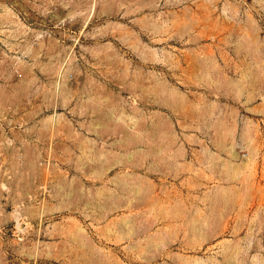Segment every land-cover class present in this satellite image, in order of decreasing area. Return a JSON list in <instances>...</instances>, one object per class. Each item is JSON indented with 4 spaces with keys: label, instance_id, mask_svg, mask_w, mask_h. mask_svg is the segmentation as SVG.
Returning <instances> with one entry per match:
<instances>
[{
    "label": "rangeland",
    "instance_id": "obj_1",
    "mask_svg": "<svg viewBox=\"0 0 264 264\" xmlns=\"http://www.w3.org/2000/svg\"><path fill=\"white\" fill-rule=\"evenodd\" d=\"M0 264H264V0H0Z\"/></svg>",
    "mask_w": 264,
    "mask_h": 264
},
{
    "label": "bare ground",
    "instance_id": "obj_2",
    "mask_svg": "<svg viewBox=\"0 0 264 264\" xmlns=\"http://www.w3.org/2000/svg\"><path fill=\"white\" fill-rule=\"evenodd\" d=\"M16 221H17L16 223L19 224L18 217H16Z\"/></svg>",
    "mask_w": 264,
    "mask_h": 264
}]
</instances>
